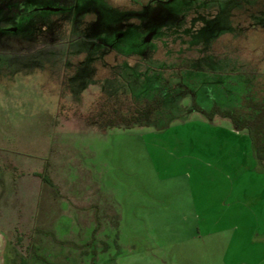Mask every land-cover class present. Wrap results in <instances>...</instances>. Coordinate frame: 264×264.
<instances>
[{
    "label": "rangeland",
    "instance_id": "1",
    "mask_svg": "<svg viewBox=\"0 0 264 264\" xmlns=\"http://www.w3.org/2000/svg\"><path fill=\"white\" fill-rule=\"evenodd\" d=\"M145 2L0 0V264H264V165L189 105L264 104V0Z\"/></svg>",
    "mask_w": 264,
    "mask_h": 264
},
{
    "label": "trees",
    "instance_id": "2",
    "mask_svg": "<svg viewBox=\"0 0 264 264\" xmlns=\"http://www.w3.org/2000/svg\"><path fill=\"white\" fill-rule=\"evenodd\" d=\"M191 109L200 113L203 117L211 118L213 115L227 118L234 129H245L252 156L259 164L264 165V104L263 102H248V105L254 110L249 116H237L233 111L228 109H221L218 106L212 104L207 109H204L197 105L192 96L189 98ZM154 108L150 104H145L142 107H132L128 113L124 116H113L111 120H103L101 111H98L97 117L101 123H113L117 119L122 121L123 124H128L129 121L139 122L149 120L150 114ZM114 117H117L116 120ZM41 180L47 181L44 175L36 173ZM35 233H48L43 232L39 228H33ZM22 260V259H21ZM23 261H21V264Z\"/></svg>",
    "mask_w": 264,
    "mask_h": 264
},
{
    "label": "flooded vegetation",
    "instance_id": "3",
    "mask_svg": "<svg viewBox=\"0 0 264 264\" xmlns=\"http://www.w3.org/2000/svg\"><path fill=\"white\" fill-rule=\"evenodd\" d=\"M131 1H140V0H131ZM170 0H146V2L144 3V8L145 9H149L150 7L158 4V3H166V2H169ZM34 8H37V7H41L39 5H34L33 6ZM190 105V103H189Z\"/></svg>",
    "mask_w": 264,
    "mask_h": 264
}]
</instances>
